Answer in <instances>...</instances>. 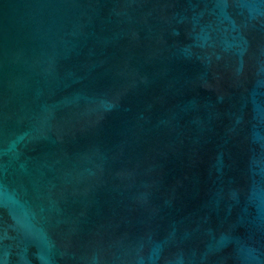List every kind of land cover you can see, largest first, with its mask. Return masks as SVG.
Masks as SVG:
<instances>
[{
  "label": "water",
  "instance_id": "water-1",
  "mask_svg": "<svg viewBox=\"0 0 264 264\" xmlns=\"http://www.w3.org/2000/svg\"><path fill=\"white\" fill-rule=\"evenodd\" d=\"M0 264H264V0H0Z\"/></svg>",
  "mask_w": 264,
  "mask_h": 264
}]
</instances>
